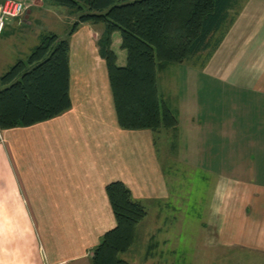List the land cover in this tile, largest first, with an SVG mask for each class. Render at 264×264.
<instances>
[{
	"label": "crops",
	"instance_id": "0c3cea01",
	"mask_svg": "<svg viewBox=\"0 0 264 264\" xmlns=\"http://www.w3.org/2000/svg\"><path fill=\"white\" fill-rule=\"evenodd\" d=\"M37 2L42 1L24 5L26 18ZM229 15L231 21L211 56L193 57L203 70L211 69L209 74L216 80L224 81L234 73L232 85L245 97L242 103L235 96L230 111L214 115L219 124L209 125L203 118L211 116L204 114L197 116V124L194 114L190 115L193 123L186 129L192 136L197 132V148L202 137L207 141L208 126L213 167L219 163V169L209 171L212 194L207 210L197 219L199 245L207 251L220 248L257 254L264 262V166L259 169L253 164V159L257 162L264 155V0H238ZM103 29L102 22H83L66 34L70 107L50 119L0 133V264H91L93 248L115 226L105 192L112 181L123 182L146 209L136 225L138 237V228L149 218L146 258L150 251L162 254L173 245L170 239L175 230H183L182 216L169 214L168 207L173 213L175 201L168 192V162L161 159L157 146L159 135L176 134L178 126L156 131L119 127L99 50ZM5 34H0V41ZM42 34L34 35L40 40ZM110 47L116 64L124 66L126 52L119 31L112 33ZM220 55L231 65L236 62L235 69L240 65V70L219 71L215 58ZM227 126L235 148L227 139ZM243 137L252 151L245 156L248 167L236 163L237 152L230 169H220V147L245 150L238 143Z\"/></svg>",
	"mask_w": 264,
	"mask_h": 264
},
{
	"label": "trees",
	"instance_id": "16d2710c",
	"mask_svg": "<svg viewBox=\"0 0 264 264\" xmlns=\"http://www.w3.org/2000/svg\"><path fill=\"white\" fill-rule=\"evenodd\" d=\"M72 8L77 20L104 23L99 50L105 60L117 123L126 130L176 129L178 114L159 92L158 74L168 64L204 55L217 48L238 0H42ZM119 31L126 52L116 64L111 35ZM53 32L41 35L25 60L0 75V130L28 126L67 110L69 41ZM166 99V100H165ZM115 226L93 248L91 264H131L120 254L136 239V225L146 209L121 181L105 186Z\"/></svg>",
	"mask_w": 264,
	"mask_h": 264
},
{
	"label": "rangeland",
	"instance_id": "374dc122",
	"mask_svg": "<svg viewBox=\"0 0 264 264\" xmlns=\"http://www.w3.org/2000/svg\"><path fill=\"white\" fill-rule=\"evenodd\" d=\"M21 1L24 5H27L30 0ZM37 3L40 4L32 8L28 18L25 17L26 12H23L19 17H7L5 19L6 28L4 31L6 34L1 40L3 43L0 41V75L7 71L18 59H26V56L39 42L35 35L55 32L59 37L64 38L77 20L72 8L68 6L54 1ZM20 22H22L21 25ZM203 56L202 54L201 58ZM215 61L221 65L218 68L219 71L232 69L231 67L235 72L240 70V65L235 69L236 62L231 65L230 61L227 58L224 59L222 55L215 58ZM209 70L211 72V69L206 71L202 69L199 59L190 58L182 63L168 64L158 74L159 92L178 114L179 124L176 134L172 131L167 135H159L157 146L161 159L168 162L165 166L169 178L168 192L171 193L170 198L175 201L173 213H171V207H168L169 214L182 216L183 220L180 226L183 227V230H179V232L175 230L173 235L171 234L174 236L170 239L173 245L170 244L165 248L162 254L154 255L150 251L146 258L144 255V242H146L145 236L150 229L149 218H147L138 228V237H136L132 247L127 252L120 254L123 259L131 264H264L262 257L257 254L239 253L236 249L221 251L220 248L211 251L208 249L207 251L199 245V222L197 219L207 210L208 207L205 204L208 203V199L212 194L210 189L212 180L209 171L219 169V163L218 166L213 167L214 152L209 149L213 142L208 132V126L205 127L204 132L207 141L202 137V142L199 144L200 149L197 148V132L193 131V133H196L192 136L190 131L186 129L187 126L193 123L190 115L191 113L194 114L192 115L195 116L194 123L197 124V116L199 115L202 118V114L205 117L206 115L211 116L210 119L203 118L209 125H213V122L219 124V121H214L212 118L220 111H230L232 98L235 99V96H238L237 102L242 100L241 102L244 103L245 101L244 95H241L239 90L237 92L232 85V82L236 79L234 73L230 78L221 81L220 79L216 80L212 74H209ZM198 105L199 107L196 109ZM217 106L220 107L218 112ZM240 113L244 115L243 111ZM238 117L244 118V116ZM227 128L229 127L227 126ZM229 130L230 128L225 130L226 136L235 148L234 137L230 135ZM244 138H238V143L240 142L239 147L245 148V150L238 149L236 151L237 149H232L227 151V149H224L226 146H223L224 150L220 147V150H218L222 160V162L220 161V169H230V166L235 162V158L233 159L232 156L237 152L236 163L238 160L239 167L243 169L248 167L249 161L245 156L249 153L252 154V151L247 148L248 142L246 144ZM226 143L229 146L227 141ZM238 157L240 158L238 159ZM263 157L262 155L258 157L257 162L256 159H253V164L256 165L257 163L259 169H263Z\"/></svg>",
	"mask_w": 264,
	"mask_h": 264
},
{
	"label": "built area",
	"instance_id": "2783aa9c",
	"mask_svg": "<svg viewBox=\"0 0 264 264\" xmlns=\"http://www.w3.org/2000/svg\"><path fill=\"white\" fill-rule=\"evenodd\" d=\"M25 10L21 0H0V34L5 29V19L16 18L23 14Z\"/></svg>",
	"mask_w": 264,
	"mask_h": 264
}]
</instances>
